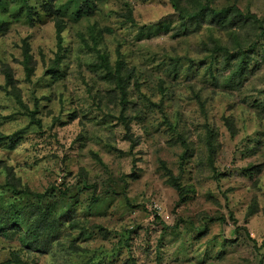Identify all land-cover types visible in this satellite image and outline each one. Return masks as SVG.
<instances>
[{"label": "rangeland", "instance_id": "374dc122", "mask_svg": "<svg viewBox=\"0 0 264 264\" xmlns=\"http://www.w3.org/2000/svg\"><path fill=\"white\" fill-rule=\"evenodd\" d=\"M3 1L0 17L10 24L0 33V217L28 206L27 189L54 190L51 204H63L68 188L71 209L44 251L0 235V261L15 248L25 264H264V112L244 101L264 87V64L243 90L183 73L208 57L212 38L232 44L236 32L241 40L259 33L264 0H209L235 5L249 21L239 31L186 32L171 0H106L93 17L67 20L64 75L47 83L55 21L32 25L21 0ZM161 20L171 21L167 29L151 28ZM92 35L112 64L121 56L126 66L130 131L119 91L87 45ZM172 58H183L182 71H171ZM20 101L39 104L41 126Z\"/></svg>", "mask_w": 264, "mask_h": 264}, {"label": "trees", "instance_id": "16d2710c", "mask_svg": "<svg viewBox=\"0 0 264 264\" xmlns=\"http://www.w3.org/2000/svg\"><path fill=\"white\" fill-rule=\"evenodd\" d=\"M106 0H21L19 9H25L26 17L30 24L34 25L36 22H41L45 17L53 18L56 26L57 35V51L52 64L47 69L48 79H58L63 74V61L67 55V48L64 44L63 32L66 29L67 20L73 22H80L83 19L93 17L101 8L103 2ZM172 6L177 10L180 23L178 24L180 32L190 31L192 26L199 29L205 25L219 27L221 29H230L239 31L242 29L251 15L243 13L235 5L217 8L211 5L209 0H198L191 5L183 4V0H171ZM5 2L0 0V6L4 7ZM133 10L130 4H127L126 18L129 22H134ZM171 21L164 20L152 24V29L168 28ZM9 22L0 17V33L7 31ZM191 27V28H190ZM234 28V29H232ZM259 29V33L254 32L247 40H241L240 36L236 33L232 34V44H224L219 38H212L208 49L210 52L205 60L194 61L192 59L190 67L187 68L185 73L188 77L194 73L206 77L210 83L217 87L232 89V91L243 90L248 85L251 77L261 68L264 64V23L254 26ZM140 33H143V27L140 28ZM91 43L87 44L98 57L97 64L103 70L104 78L114 82L115 88L119 91L121 97L122 110L121 116L125 123V128L130 131L128 116L126 111L128 104V72L121 56L116 59L114 64L111 63L109 54L99 48L98 35L91 36ZM87 43V42H86ZM24 62L26 70L32 74L30 66L32 62V54L29 50L28 41H24ZM183 60V58H182ZM179 58H172V72L178 73L181 70L183 61ZM200 65L204 70H198ZM9 75V74H8ZM42 83V81L40 82ZM38 101V99H36ZM258 111L264 112V87L257 91V94H251L250 97L245 98ZM23 105V103L20 101ZM38 105L35 109H26V115L29 116L31 125H42L41 118L37 116L39 113ZM209 132L211 130L209 129ZM212 133V132H211ZM210 133V134H211ZM15 141V138L12 139ZM170 179L173 184L182 189L180 183L175 181V176L169 172ZM32 200L28 206L22 207L20 210H15L14 214L10 213L0 217V235L6 240H17L20 247L31 251L40 250L44 251L42 241L44 238H53L52 235L57 230L61 229L63 222H67L66 215L71 209V204L67 201V191L61 190L59 194L60 199L66 200L65 203L60 201L56 204H51L52 191L39 192L31 189L24 190ZM99 200V197L92 198V203ZM31 205V206H30ZM30 206V210H27ZM27 210V211H26ZM30 211L29 224H24V218ZM34 211V212H33ZM71 221V220H70ZM11 258L0 261V264H25L22 259L20 251L11 249L9 251Z\"/></svg>", "mask_w": 264, "mask_h": 264}]
</instances>
